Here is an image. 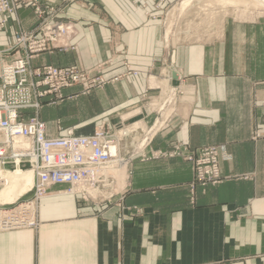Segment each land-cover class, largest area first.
Segmentation results:
<instances>
[{"label":"crops","instance_id":"0c3cea01","mask_svg":"<svg viewBox=\"0 0 264 264\" xmlns=\"http://www.w3.org/2000/svg\"><path fill=\"white\" fill-rule=\"evenodd\" d=\"M83 1L66 8L75 49L41 54L31 65L90 69L112 60L102 72L107 82L88 94L65 89L62 100L42 106L36 115L47 137L91 136L100 125L116 137L134 111L162 110L164 94L174 100L162 116L149 110L126 125L153 132L137 152L122 147L129 136L119 139L127 159L120 194L95 205L52 187L36 229L0 232V264H264V18L227 20L219 37L208 28L207 41L177 43L159 18L175 0ZM2 18L1 46L36 24L27 8ZM210 146L228 157L219 163L222 180L192 192L188 158ZM157 152L164 155L152 157Z\"/></svg>","mask_w":264,"mask_h":264},{"label":"built area","instance_id":"2783aa9c","mask_svg":"<svg viewBox=\"0 0 264 264\" xmlns=\"http://www.w3.org/2000/svg\"><path fill=\"white\" fill-rule=\"evenodd\" d=\"M20 5L32 8L40 23L35 31L17 36L15 46L25 52V57H17L0 68V165L27 166L33 174V198L14 209L0 207V232L34 227L39 203L54 186H64V194L78 196L85 203L92 200L89 191L113 189L117 178L110 170L127 164L119 153L118 139L105 125L99 126L91 136H77L68 131L63 137L49 138L45 124L39 119L22 118L23 111L38 110L46 100H61L65 89L79 85L83 93H88L105 81L99 77L102 66L90 70L74 66L31 68L30 63L37 55L66 49L74 28L57 21L60 9L44 11L30 0H0V12L12 13ZM205 26L201 28H214ZM199 33L200 28L182 31L194 39L205 35ZM178 151L175 148L173 154ZM163 155L157 152L152 157ZM224 156L222 148L211 147L201 150L195 158H188L193 164L192 188L196 184H217L221 179L218 162Z\"/></svg>","mask_w":264,"mask_h":264},{"label":"rangeland","instance_id":"374dc122","mask_svg":"<svg viewBox=\"0 0 264 264\" xmlns=\"http://www.w3.org/2000/svg\"><path fill=\"white\" fill-rule=\"evenodd\" d=\"M30 1L37 3L40 8L44 9V11L47 8L60 9L62 12L60 14L61 16L59 17V19L57 18V21H61V22H64V23L71 24L73 26V28H74V35L71 37V39L75 36V34H76L75 27H74V24L71 21H69L67 19V17H66V8L70 4H77V5H81L82 6L83 3H84L83 0H63L59 4H57L55 6L43 5V4H41L40 0H30ZM185 1H188V0H175L173 3L166 4L164 6V8H163L162 15L159 16V18H161V20H162V24H166V28L168 26H170L169 27L170 28L169 29V32H170L169 36L171 37L170 39H172V37H174L175 40L177 41V43L182 42V41H185V42L186 41H189V42H203V41H207L210 38V34H206L207 29L201 28V27H206L205 24H209L212 27H214L215 33L211 34V36L214 35L213 37H219V34H220L221 30H222V27H223L224 23L227 20L248 22V21L257 20L258 18H264V0H248V1L252 2L253 7L246 8V9H244L242 7L230 6V5H225V6L217 5V6H214L212 8H206V10H204L203 8L202 9H199V8L204 6L205 4H207L209 0H201V1L200 0H192L189 6L184 8V10H181L182 3L185 2ZM157 2L159 4L160 3L162 4L164 2V0H158ZM199 5H201V6H199ZM20 8H27V9L31 10V12L33 13V15L36 18V24L31 30H27L26 31V30H22L21 28L20 29L19 28L16 29V31L14 33V35H15L14 36V42H13L12 45H8V46H3V45L1 46L0 45V68L2 66L8 65L9 63H11L17 57H22V58L25 57V52L23 50L17 49V47L15 46L17 36L20 33H23V32L27 33V32H31V31H35V29L39 26L40 19H39L38 15L35 14V11L32 8L27 7V6L20 5L12 13H1L0 12V15L2 17L16 16V13H17V11ZM155 8L159 9V7H157V6ZM152 18L155 19L156 16H152ZM5 23H6L5 19L2 18L0 20V29L4 27ZM185 28H189V29L200 28L201 33H199V34L204 33L205 35L202 34V36L200 35L201 37H198V36L196 37L195 36V39H194L192 35L186 36V35L182 34V31H184ZM71 39L69 40L68 47L66 49H56V50H53V51H50V52L41 53V54L53 53L54 51L74 50L75 48L70 43ZM109 41H110L111 44H113L114 47L117 46V44L113 43L114 42V38L113 37ZM173 44H175L174 43V39H173ZM41 54H39V55H41ZM39 55H37L35 58H37ZM110 62H112V60H108L107 62H104L102 64L95 65L92 68H95L97 66H100V67L102 66V70L99 71V77L102 78V72L104 70V66L108 65ZM167 62H168V64L170 66L173 65L172 52L169 53ZM30 66H31V68H41V67H32L31 63H30ZM42 67H45V66H42ZM51 67H54V66H51ZM68 67H71V66H68ZM74 67L82 68V67L76 66V65H74ZM124 67L126 68V71H127L128 67L126 65H124ZM55 68H64V67H55ZM92 68H90V69H92ZM82 69H84V68H82ZM90 69H85V70H90ZM126 73L127 74H132L131 71H127ZM114 79H116V80H114ZM117 80H118V78H113L111 81H117ZM106 82L107 81H105L104 84ZM77 86H79V85H77ZM96 88L97 87H95L93 89H96ZM93 89H90L88 93H90ZM82 92H83V90H82ZM88 93H85V94H88ZM173 100H174V97H172L171 94L170 95L169 94L168 95L164 94L159 100L160 103L164 104L163 107H162V110H159V107L146 106V111H144V110L143 111L138 110L137 112L134 111L133 117H132V118H134V120L132 122H130L129 124L134 123V122L137 123V119H141L146 114V112L147 113H150V112L155 113L156 112V113H159L162 116V114L166 113V111H169V110L165 111V104H171V102H173ZM57 101H60V100H57ZM57 101L51 102V100H46V101H44L41 104L40 108L42 106H44V105L55 104V102H57ZM38 110L30 109L28 111H32V114H27V115L25 114V115L22 116V118L24 120H26V119H28L30 117H36L37 119H39L37 117V115H36ZM149 110H150V112H149ZM129 124H126V125H129ZM126 125L124 126V125L121 124V125H119V127L116 128L117 132H118L116 134V137L114 136L113 133H110V134L118 139L119 144H120V149H121L120 140H122L126 136H129V137H127V138H129L127 146L122 145V147L127 149V150H129L130 152H133V151L137 152V151L141 150V147L144 146V144L146 143V141L148 139V136H150V134L153 132V130H152V128H147L145 126H141L140 125L138 128L133 129L130 132V134L122 137V136L119 135V133L122 130L127 129ZM142 143H143V145H140V147H139V144H142ZM211 147L222 148L224 150V154H225V149L223 147H221V146H210V147H206V148H211ZM206 148L200 149L197 153H195L194 155L190 156L189 158H195L201 150L206 149ZM123 158L126 160V163H127V159L124 156H123ZM227 158L228 157L225 154L224 157L219 159L218 163H220L221 160H225ZM191 164H192V162H191ZM218 167H219V164H218ZM15 169H16V167H14L12 164H7L6 166H1L0 165V190H1L0 193L4 190V188H6V184H5V181H4L5 180V178H4L5 174L6 173H11ZM20 169L24 173H30V176H29L30 180L28 181V183H26L22 193H20L16 198L10 200L7 203L0 202V207H5V208H8V209H14L19 204H21L23 202H26V201H30L33 198V193H32V186H33V183H32V172L29 171L27 166H21ZM119 169H123V170L120 172ZM192 170H193V164H192ZM111 171H113L112 175L117 178L116 179L117 182H115V185L113 186V189L109 187V188L101 189L100 192L99 191H94V192L93 191H89L91 196H92V200H90V201H88L86 203L95 204V205H97V204L100 205V204H103V203H106V202L108 203L115 196H117L118 194H120L123 191V188L125 186V180H126V165L122 164L119 167H117V169H115V170L111 169ZM124 172H125V174H124ZM219 174H220V169H219ZM220 178H221V175H220ZM221 180H222V178L220 179V181L217 184H219L221 182ZM217 184H214V185L208 184V185L215 186ZM196 185L201 186L199 184H196ZM196 185H194V186H196ZM30 186H31V190H30L31 195L29 197H27V198H23L22 197L18 201H15L19 196L24 194L30 188ZM192 186H193V184H192ZM201 187H204V186H201ZM192 192H193V188H192ZM109 197H111V199L107 200ZM77 198L80 199L79 197H77ZM37 213H38V208H37ZM37 218H38V214H37ZM38 223L39 222H38V219H37V222H36L34 227H25V228H19V229H14V230L36 229L38 227ZM14 230H9V231H4V232H11V231H14Z\"/></svg>","mask_w":264,"mask_h":264},{"label":"bare ground","instance_id":"6f19581e","mask_svg":"<svg viewBox=\"0 0 264 264\" xmlns=\"http://www.w3.org/2000/svg\"><path fill=\"white\" fill-rule=\"evenodd\" d=\"M191 1L192 0H188V1L183 2L182 6H181V10H184V8L189 6ZM217 5H219V6H225V5L237 6V7H242L244 9L253 7L252 2H250L248 0H209L207 4L200 7L199 9L203 8L204 10H206V8H212V7L217 6ZM199 6H201V5H199ZM128 134H130L129 129H127L125 131H121L119 133V135L122 137L126 136ZM119 170L121 172L123 169H119ZM112 173H113V171L110 172V174H112ZM124 174H125V172H124ZM29 176H30V173H24L19 167H17L11 173H6L5 177H4L6 188H4V190L0 193V202L7 203L10 200L16 198L20 193H22L26 183H28V181L30 180Z\"/></svg>","mask_w":264,"mask_h":264},{"label":"water","instance_id":"95a60500","mask_svg":"<svg viewBox=\"0 0 264 264\" xmlns=\"http://www.w3.org/2000/svg\"><path fill=\"white\" fill-rule=\"evenodd\" d=\"M174 78H175V76H174Z\"/></svg>","mask_w":264,"mask_h":264}]
</instances>
